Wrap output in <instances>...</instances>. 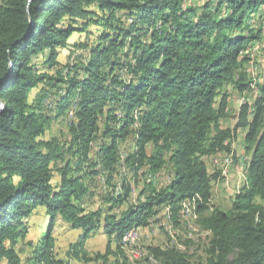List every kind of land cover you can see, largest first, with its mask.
<instances>
[{"label":"trees","instance_id":"16d2710c","mask_svg":"<svg viewBox=\"0 0 264 264\" xmlns=\"http://www.w3.org/2000/svg\"><path fill=\"white\" fill-rule=\"evenodd\" d=\"M201 1L1 0L0 264H19L15 247L37 209L47 227L34 259L64 264L51 255L58 222L81 232L76 254L101 230L122 255L129 230L146 227L161 208L177 226L187 206L211 234L206 259L195 264H264V206L255 202L264 201V84L247 78L244 52L260 39L262 29L249 22L261 9L264 15V0ZM92 25L91 42L69 43L74 33L90 35ZM77 49L79 60L60 65L61 51L70 59ZM229 87L257 92L253 104L240 106L233 129L220 127ZM71 111L66 142L46 139L50 123ZM239 129L246 130L248 160L243 184L223 211L210 204L219 176L207 172L204 158L224 152L230 164ZM129 139L134 149L121 158ZM166 167L170 184L157 190L148 183L132 203L139 172L155 177ZM97 176H105L110 192L103 208L87 210V182ZM150 254L159 264H192L172 249Z\"/></svg>","mask_w":264,"mask_h":264},{"label":"rangeland","instance_id":"374dc122","mask_svg":"<svg viewBox=\"0 0 264 264\" xmlns=\"http://www.w3.org/2000/svg\"><path fill=\"white\" fill-rule=\"evenodd\" d=\"M188 2L189 4H201L202 1L188 0ZM262 12L263 9H261L260 14L251 17V20L249 22L251 23V25L253 24L252 27H254V29L261 28L262 30L260 33L259 41H255L252 46L253 48L250 50L254 58L255 68H250L249 65H247L246 68L247 78H250L249 80L260 86L264 84V75H257V72H259V70L260 72L262 71V73L264 71V15L261 16ZM126 24L128 23L125 22V25ZM96 28V26L92 25L89 29L91 34L88 36H86L85 33H74L70 37L69 43L83 44L86 42H91L94 38L93 36L97 34ZM255 48L257 50H254ZM82 53V50L77 49L73 56L68 59V50H63L58 57V62L60 63V65H64L67 62H73V60L75 59L79 60L83 56ZM40 60L41 58H38V60L36 59L34 60V62H40ZM45 72H47L48 74H53V71H48L47 69H45ZM228 92L230 96L227 100V108L229 104H231L232 108L234 109H236L238 105L243 102L253 104L254 99L257 95V92L255 90L251 94H239L237 92L233 93L232 91ZM233 113H235V111H233ZM117 114L119 115L120 113ZM73 120V112L71 111L68 112V115L65 119L51 122L49 129L45 134V138H56L61 144L65 143L68 138L67 125L73 122ZM235 123L236 121L234 120L232 122L228 121V125H226V128L233 129ZM237 131L235 139L231 141L235 144L236 148L239 145V147L235 151L236 153H234L235 157L237 154H243L242 139L244 136L242 135V133L237 134ZM92 145V150H95L97 148V143H93ZM133 149V140L129 139L126 143L120 146V157H124ZM147 149V152H150V147ZM206 160H209V158H206ZM247 160L248 159H246V156L242 155L241 162H243V165ZM237 163L238 161L236 159L232 165V168L230 163L227 167L219 169L225 170V174L229 170L230 171L227 175H225V177H219L221 180L214 182L212 186V197L210 204L213 207L223 211H227L230 209L234 194L237 190L240 189L243 184V173L241 172L240 168L238 169ZM123 173V171H119L118 177L113 181V183L116 184L114 195L120 194L119 186ZM171 174L172 173L169 167L164 168L158 176H149L150 178L148 177V175H146V173H144V170L140 171L139 176L137 177V183L131 185L132 189L130 201L132 203H135L138 193L148 183H151L152 187L157 190L167 187L172 180ZM220 175L223 176L221 173ZM105 180V176H97L95 179L87 182V184L90 185L92 192V195L85 199L84 205L87 210H97L101 207L103 208L102 198L108 191L110 192V189L107 187ZM58 181L59 174L57 171H54L52 184L56 185ZM255 202L264 206V201L256 199ZM124 207L125 206H122L119 210H123ZM162 209L163 208H161L157 213L160 214V216H153L152 218H150L146 227H136L135 230L137 232V238L135 239V243L131 244L130 242L126 244L127 246H123L122 255L114 254L115 245L112 242H109L108 237L105 236L101 230L92 233L83 243L81 248L83 249V251L76 254L75 252H77L78 250L77 246L78 244H81L82 240L81 232L78 230H70L65 224L58 222L54 227L52 233V238L54 239V247L51 251L52 258L62 261L64 264H158L151 257L150 249L159 248L161 250H175L178 253L184 255L192 264L204 261L206 259L205 252L211 238V234L208 231H203L198 228L195 218L193 217V214H191L192 211L188 210V212L187 208L185 209V211H183L184 216L181 215L178 217L177 226L169 223L168 216H165L166 210ZM113 213L118 214V212L116 211H113ZM43 216V210L37 209L28 220L27 236L23 241L18 242L17 246L15 247L16 255L19 259V264H40L37 263L34 259V250L38 245L40 236L44 233L47 227V223H44ZM108 244L110 250L109 252H111L109 254L107 253ZM1 264H6V262L3 261Z\"/></svg>","mask_w":264,"mask_h":264},{"label":"built area","instance_id":"2783aa9c","mask_svg":"<svg viewBox=\"0 0 264 264\" xmlns=\"http://www.w3.org/2000/svg\"><path fill=\"white\" fill-rule=\"evenodd\" d=\"M253 45H251L249 49H246L244 52H248V56H249V65L250 68H255L254 66V58L252 56V52H250V50L253 48L252 47ZM254 50H257L256 48ZM257 65V64H255ZM257 75H264V71L262 73V71L260 72H257ZM240 94V93H239ZM242 104H239V106H241ZM223 153L224 152H219L215 155H213V160H206V158H204V162H205V165H206V168H207V172L209 174H215L217 173V175L219 176V156H223ZM231 157H232V154H230V163H231ZM247 159V157H246ZM155 216H160V214H156Z\"/></svg>","mask_w":264,"mask_h":264},{"label":"crops","instance_id":"0c3cea01","mask_svg":"<svg viewBox=\"0 0 264 264\" xmlns=\"http://www.w3.org/2000/svg\"><path fill=\"white\" fill-rule=\"evenodd\" d=\"M250 79V78H249ZM228 91H231L229 88H228ZM233 92V91H232ZM234 93V92H233ZM239 105H238V107L236 108V109H234V108H232V105L231 104H229V106H228V108H227V116H226V118L225 119H223L222 121H221V123H220V127L221 128H223L224 126V128H226V125H228L227 123H228V121H230V122H232L233 120L234 121H236V113L239 111ZM233 111H235V113H233ZM230 116V117H229ZM228 120V121H227ZM235 126V125H234ZM234 128V127H233ZM240 133H242V135L243 136H245V133H246V131H244V130H238L237 131V134H240ZM237 139V138H236ZM239 139V138H238ZM242 142H243V147H244V137H243V139H242ZM238 144H239V142H238ZM238 147H239V145H238ZM237 147V148H238ZM236 147H235V144L233 143V142H230V149H231V151L233 152V153H236L235 151H236V149H237ZM243 153H244V150H243ZM242 155L243 154H237L236 155V157L239 159V163H237V167H238V169L240 168L241 169V172H242V168H243V162H241V159H242ZM164 209V208H163ZM162 209V210H163Z\"/></svg>","mask_w":264,"mask_h":264},{"label":"bare ground","instance_id":"6f19581e","mask_svg":"<svg viewBox=\"0 0 264 264\" xmlns=\"http://www.w3.org/2000/svg\"><path fill=\"white\" fill-rule=\"evenodd\" d=\"M244 103V102H243ZM243 103H241V104H243ZM225 154H227V153H225ZM208 158V157H207ZM209 160H213V156H210L209 157ZM233 153H232V163H231V168H232V165H233ZM229 165V159L227 158V156L226 155H224L223 154V156H219V169H222L223 167H227ZM230 168V169H231ZM230 171V170H229ZM229 171L226 173V174H224L223 176H221L220 175V173H219V177L220 178H222V177H225V175H227L228 173H229ZM150 178V177H149ZM220 178H218V180L220 179ZM185 207V206H184ZM184 210V209H183ZM191 211L190 210V208H189V206H187V211ZM188 211V212H189ZM182 214H183V212H181ZM192 214V213H191ZM186 215V214H185ZM184 216V215H183ZM182 216V217H183ZM190 216V215H189ZM183 219V218H182ZM188 219V218H187ZM136 228H134V229H131V230H129L126 234H125V236H124V238H123V240H122V244H123V246H125L127 243H130L131 242V244H134L135 243V239L137 238V232H136V230H135ZM136 243H137V241H136ZM127 246V245H126ZM148 254V253H147ZM143 256V255H142ZM152 257V256H151ZM142 258V257H141ZM145 258V257H144ZM153 258V257H152ZM149 259V258H148ZM150 261V260H149ZM158 263V262H157ZM159 264V263H158Z\"/></svg>","mask_w":264,"mask_h":264},{"label":"clouds","instance_id":"9594fccd","mask_svg":"<svg viewBox=\"0 0 264 264\" xmlns=\"http://www.w3.org/2000/svg\"><path fill=\"white\" fill-rule=\"evenodd\" d=\"M240 108V107H239ZM238 113V112H237ZM237 113H236V117H237ZM240 130V129H239ZM246 131V130H245ZM235 155V154H234ZM236 159H237V161H238V163H239V159L236 157ZM248 159V158H247ZM233 163H234V160H233ZM243 167H244V165H243ZM242 173H243V171H242Z\"/></svg>","mask_w":264,"mask_h":264},{"label":"water","instance_id":"95a60500","mask_svg":"<svg viewBox=\"0 0 264 264\" xmlns=\"http://www.w3.org/2000/svg\"><path fill=\"white\" fill-rule=\"evenodd\" d=\"M2 82H3V81H2ZM2 82H1V83H2Z\"/></svg>","mask_w":264,"mask_h":264}]
</instances>
